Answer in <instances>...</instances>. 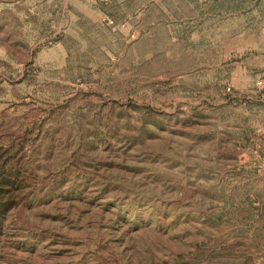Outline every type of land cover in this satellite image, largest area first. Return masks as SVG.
<instances>
[{
	"label": "rangeland",
	"instance_id": "obj_1",
	"mask_svg": "<svg viewBox=\"0 0 264 264\" xmlns=\"http://www.w3.org/2000/svg\"><path fill=\"white\" fill-rule=\"evenodd\" d=\"M0 264H264V0H0Z\"/></svg>",
	"mask_w": 264,
	"mask_h": 264
}]
</instances>
